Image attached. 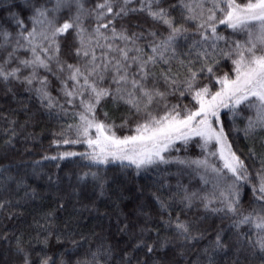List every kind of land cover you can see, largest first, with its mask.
I'll return each mask as SVG.
<instances>
[{
  "label": "snow or ice",
  "instance_id": "6c2138e0",
  "mask_svg": "<svg viewBox=\"0 0 264 264\" xmlns=\"http://www.w3.org/2000/svg\"><path fill=\"white\" fill-rule=\"evenodd\" d=\"M0 91L73 120L0 164V264H264V0H0Z\"/></svg>",
  "mask_w": 264,
  "mask_h": 264
},
{
  "label": "trees",
  "instance_id": "16d2710c",
  "mask_svg": "<svg viewBox=\"0 0 264 264\" xmlns=\"http://www.w3.org/2000/svg\"><path fill=\"white\" fill-rule=\"evenodd\" d=\"M69 40H71V37H69ZM53 95L55 96L56 89L53 88ZM28 96V93L21 92V97L18 98L19 100H23L24 102H27L26 97ZM109 108H111V104L108 105ZM15 110V111H14ZM30 110L32 113L31 119L29 120V123L26 128L23 130L20 128V125L24 123L28 117L25 115V113L20 110V103L17 101H13L11 97L5 98L3 95V92L0 91V164L4 163H19L20 161H24L27 163V166L29 170H31L33 161H39L40 164L38 166V170L42 169L44 173H47L48 171H56L55 169V162L51 161H44L42 160V157L44 155H53L56 153L57 148L55 145H51V141L53 139V133L60 131L62 127H66L67 124L73 123V120L71 119V116L63 117L57 119L53 116H49L48 111L42 108H39L38 102L33 100L30 105ZM55 111V110H53ZM5 116L8 117L9 120L15 119L18 121V123L15 125L16 132L18 133L14 144V148H10L8 151V159L5 160L4 157V142L8 139V135H5V129H8L11 127L9 123L5 121ZM238 123L242 127L243 124L240 119H238ZM230 140L234 143V148L238 151V153L242 154L243 156L247 157V146L250 144V141H246L243 138V133H239L238 135L236 133L230 134ZM25 149H27V152H25ZM86 146L85 145H61L59 150L60 151H76V152H83L85 151ZM257 151H262L259 143L257 144ZM199 153V149L196 148L194 145L190 148L189 154L194 155ZM184 153H181L183 155ZM76 160H79V157L74 158ZM64 163V162H61ZM246 163L252 167L253 166V160L248 158L246 159ZM259 163H255V167H258ZM254 170V169H253ZM139 183H144V179L141 177L139 178ZM175 181L173 180V183ZM185 182L187 183V178H185ZM42 183V182H38ZM242 193V199L247 203L249 200L253 198V194L251 191V185H246L241 189ZM47 204V201L44 202ZM122 210L127 213L132 208V203L125 200L123 204L121 205ZM32 210L29 209V212ZM70 211V209H69ZM67 215V212H61L59 213V218L64 219ZM87 215V213H85ZM24 222H28L31 220V215H27L23 217ZM19 222L17 221H4L3 219H0V230L7 231L11 229L14 226H17ZM84 229L87 230L93 226L95 223V220L89 219L82 222ZM220 221L217 219L214 221V225L219 224ZM5 224L7 227L5 228ZM105 226L108 224L107 218L104 220ZM112 232H113V240L119 239L121 243H123V240L125 238H120L115 236V219L113 218L112 221ZM99 229H97L98 231ZM55 243V241H53ZM0 248H3V244L0 243Z\"/></svg>",
  "mask_w": 264,
  "mask_h": 264
}]
</instances>
